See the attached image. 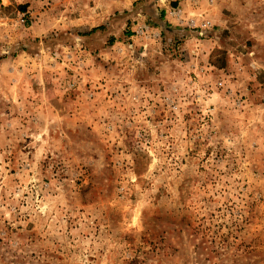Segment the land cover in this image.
I'll return each instance as SVG.
<instances>
[{
	"label": "rangeland",
	"instance_id": "obj_1",
	"mask_svg": "<svg viewBox=\"0 0 264 264\" xmlns=\"http://www.w3.org/2000/svg\"><path fill=\"white\" fill-rule=\"evenodd\" d=\"M0 264H264V0H0Z\"/></svg>",
	"mask_w": 264,
	"mask_h": 264
}]
</instances>
